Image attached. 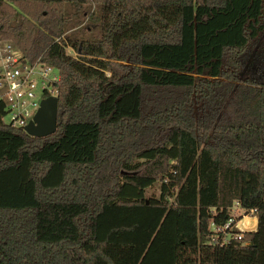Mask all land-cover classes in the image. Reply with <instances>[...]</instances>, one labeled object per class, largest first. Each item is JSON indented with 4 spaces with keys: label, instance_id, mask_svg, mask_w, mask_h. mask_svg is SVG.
<instances>
[{
    "label": "trees",
    "instance_id": "1",
    "mask_svg": "<svg viewBox=\"0 0 264 264\" xmlns=\"http://www.w3.org/2000/svg\"><path fill=\"white\" fill-rule=\"evenodd\" d=\"M0 41L59 73L54 133L0 105V264H264V0H0Z\"/></svg>",
    "mask_w": 264,
    "mask_h": 264
},
{
    "label": "built area",
    "instance_id": "2",
    "mask_svg": "<svg viewBox=\"0 0 264 264\" xmlns=\"http://www.w3.org/2000/svg\"><path fill=\"white\" fill-rule=\"evenodd\" d=\"M58 71L51 65L25 60L9 41H0V105L3 121L11 128L24 130L36 114L40 103L49 96L57 97ZM229 218L220 226L211 222L220 243L241 239L244 231L254 230L247 218L256 220L255 209L245 210L235 203ZM256 226V225H255Z\"/></svg>",
    "mask_w": 264,
    "mask_h": 264
},
{
    "label": "water",
    "instance_id": "3",
    "mask_svg": "<svg viewBox=\"0 0 264 264\" xmlns=\"http://www.w3.org/2000/svg\"><path fill=\"white\" fill-rule=\"evenodd\" d=\"M57 110L58 98L56 96L44 98L33 119L24 127L25 133L35 137H43L54 133Z\"/></svg>",
    "mask_w": 264,
    "mask_h": 264
},
{
    "label": "rangeland",
    "instance_id": "4",
    "mask_svg": "<svg viewBox=\"0 0 264 264\" xmlns=\"http://www.w3.org/2000/svg\"><path fill=\"white\" fill-rule=\"evenodd\" d=\"M116 70L119 72L120 69L116 68ZM108 74V73H107ZM159 195V183L154 184L152 187L146 189L145 196L146 197H158ZM251 218L248 217L247 221L250 224Z\"/></svg>",
    "mask_w": 264,
    "mask_h": 264
},
{
    "label": "crops",
    "instance_id": "5",
    "mask_svg": "<svg viewBox=\"0 0 264 264\" xmlns=\"http://www.w3.org/2000/svg\"><path fill=\"white\" fill-rule=\"evenodd\" d=\"M251 220V219H250ZM250 223L252 224V228H256L257 221L256 220H251Z\"/></svg>",
    "mask_w": 264,
    "mask_h": 264
}]
</instances>
